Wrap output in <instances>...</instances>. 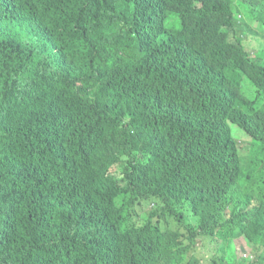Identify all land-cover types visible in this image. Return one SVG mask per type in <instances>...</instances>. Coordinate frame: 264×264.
<instances>
[{
	"label": "trees",
	"instance_id": "obj_1",
	"mask_svg": "<svg viewBox=\"0 0 264 264\" xmlns=\"http://www.w3.org/2000/svg\"><path fill=\"white\" fill-rule=\"evenodd\" d=\"M236 1L0 0V264H185L225 228L229 193L264 172V63L243 40L261 29L264 49V13L239 20ZM209 14L233 21L225 45L196 30Z\"/></svg>",
	"mask_w": 264,
	"mask_h": 264
},
{
	"label": "rangeland",
	"instance_id": "obj_2",
	"mask_svg": "<svg viewBox=\"0 0 264 264\" xmlns=\"http://www.w3.org/2000/svg\"><path fill=\"white\" fill-rule=\"evenodd\" d=\"M256 6L250 0H237L239 5L234 6V10L238 13L239 20L250 22L251 17L249 11L257 10L264 13V0H258ZM205 4L201 5L203 8ZM214 10V9H213ZM218 14V9L214 10ZM206 15L196 24V30L202 34L214 36L222 44L227 43L230 33L229 27H233V21L229 18H223L219 15ZM251 22V27L256 23ZM239 33L240 30H239ZM244 44L248 49V53L252 56L260 54V59L264 63L263 35L261 29H251L249 34L243 36ZM243 93L248 99H254L255 92L249 81L242 84ZM232 136L238 141V156L241 159H247L250 146L246 144L249 138L245 132L238 126L229 123ZM253 157L247 159L252 161ZM247 167H252L248 165ZM121 167H114L112 172L115 178H121ZM264 172L258 171L255 178L251 181H240L237 187L229 193L231 204L222 214V221L225 222V228L216 234L199 233L196 237L198 243H193L185 264H264V204L262 203L261 193L264 192ZM162 207L161 203L153 199L143 200L141 204L136 205L134 209H128L122 220V225H143L146 219L150 217L153 211ZM180 209L184 212L186 221L194 228L200 226V217L191 209L189 202L180 205ZM252 209L257 210L256 218L247 221L248 212ZM154 221H161L159 232L162 228L179 230L184 236L187 243L191 242V232L186 226L181 225L174 217H170L167 212L159 211V215ZM249 223L247 228L243 230L244 223ZM246 258V259H245Z\"/></svg>",
	"mask_w": 264,
	"mask_h": 264
}]
</instances>
